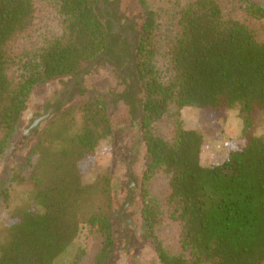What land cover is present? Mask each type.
Here are the masks:
<instances>
[{
	"label": "trees",
	"instance_id": "obj_1",
	"mask_svg": "<svg viewBox=\"0 0 264 264\" xmlns=\"http://www.w3.org/2000/svg\"><path fill=\"white\" fill-rule=\"evenodd\" d=\"M138 3L139 20L121 11V0H0V158L19 135L34 87L69 77L47 104L43 127L31 129L38 138L27 159L9 168L29 199L0 225V264H55L82 230L85 242L70 264H111L112 174L84 183L82 165L114 135L119 102L145 144L140 235L159 261L264 264V139L253 132L264 109V7ZM55 18L57 28L46 23ZM102 65L114 68L122 90L75 101L88 93L84 76ZM186 106L222 114L240 107L243 136L223 162L201 163L204 139L184 126ZM152 184H160L157 203ZM7 196L0 187V199ZM166 226L177 250L158 233Z\"/></svg>",
	"mask_w": 264,
	"mask_h": 264
},
{
	"label": "rangeland",
	"instance_id": "obj_2",
	"mask_svg": "<svg viewBox=\"0 0 264 264\" xmlns=\"http://www.w3.org/2000/svg\"><path fill=\"white\" fill-rule=\"evenodd\" d=\"M264 7V0H252ZM152 5L156 0H150ZM121 11L128 17L139 20L140 5L138 0H121ZM50 14V13H49ZM52 15V14H50ZM51 17H54L52 15ZM41 17H39L40 19ZM46 23L57 28V19L47 20ZM44 23H39L43 25ZM164 54L158 56V65H164ZM69 82V77L57 78L34 87L27 107L23 112L21 128L13 146L0 158V187L6 189L7 200L0 199V225L5 224L10 213L29 199V188L16 185L9 180V168L18 165L27 159L29 149L38 138V134H31V129L40 130L51 111H47V104L54 100ZM84 87L88 93L83 96L76 95L74 100L80 101L88 98L93 92L109 94L119 92L122 86L110 65H102L84 76ZM183 124L186 128L199 131L204 139L201 153L203 165H214L223 162L229 153L232 143L239 142L243 136L244 116L239 106L229 109L225 114L210 110L186 106L181 112ZM112 121L114 135L104 139L98 146L96 154L83 163V182L93 181L99 174L107 169L112 174L113 182V208L112 219L116 224L115 233L117 246L111 264H162L154 250L153 245L145 241L140 235L143 208L142 175L145 168V144L138 124H132L127 107L119 102L112 108ZM40 119L35 127L33 122ZM254 134L264 139V109L258 114L253 130ZM131 171L133 184L128 177ZM160 184L149 185V198L159 201ZM130 190V197L127 191ZM125 208L126 223L116 213ZM122 222V223H121ZM85 230H82L74 243L62 254L55 264H70L78 247L85 242ZM158 233L166 246L173 251L177 250L175 244V230L168 226L160 228Z\"/></svg>",
	"mask_w": 264,
	"mask_h": 264
},
{
	"label": "flooded vegetation",
	"instance_id": "obj_3",
	"mask_svg": "<svg viewBox=\"0 0 264 264\" xmlns=\"http://www.w3.org/2000/svg\"><path fill=\"white\" fill-rule=\"evenodd\" d=\"M37 120V119H36ZM34 123V122H33ZM33 125V124H32ZM128 177H129V179L131 180V185L133 184V182H132V180H133V177H132V175H131V171H129V173H128ZM127 196L128 197H130V195H131V192H130V190H128L127 191ZM124 215H125V208H123L122 209V211L118 214V213H116L115 214V218H116V216H119L122 220H124L126 223H129L130 221L128 220V219H125L124 218Z\"/></svg>",
	"mask_w": 264,
	"mask_h": 264
},
{
	"label": "water",
	"instance_id": "obj_4",
	"mask_svg": "<svg viewBox=\"0 0 264 264\" xmlns=\"http://www.w3.org/2000/svg\"><path fill=\"white\" fill-rule=\"evenodd\" d=\"M40 119H37V120H35L34 121V123H33V125H32V127H35L37 124H38V121H39ZM6 154V153H5ZM5 154L3 155V156H5Z\"/></svg>",
	"mask_w": 264,
	"mask_h": 264
}]
</instances>
